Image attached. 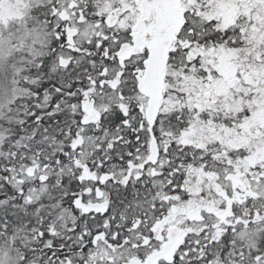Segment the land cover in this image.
I'll use <instances>...</instances> for the list:
<instances>
[{
    "label": "snow or ice",
    "instance_id": "obj_1",
    "mask_svg": "<svg viewBox=\"0 0 264 264\" xmlns=\"http://www.w3.org/2000/svg\"><path fill=\"white\" fill-rule=\"evenodd\" d=\"M0 264H264V0H0Z\"/></svg>",
    "mask_w": 264,
    "mask_h": 264
}]
</instances>
